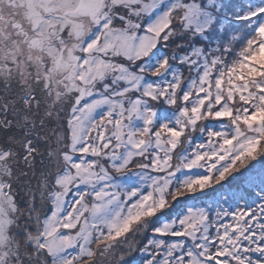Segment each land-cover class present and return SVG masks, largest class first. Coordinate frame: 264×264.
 Segmentation results:
<instances>
[{
  "label": "snow or ice",
  "instance_id": "1",
  "mask_svg": "<svg viewBox=\"0 0 264 264\" xmlns=\"http://www.w3.org/2000/svg\"><path fill=\"white\" fill-rule=\"evenodd\" d=\"M0 264H264V0H0Z\"/></svg>",
  "mask_w": 264,
  "mask_h": 264
}]
</instances>
